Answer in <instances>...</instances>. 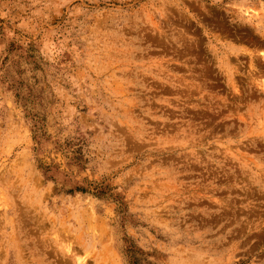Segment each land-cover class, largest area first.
<instances>
[{"label":"rangeland","instance_id":"obj_1","mask_svg":"<svg viewBox=\"0 0 264 264\" xmlns=\"http://www.w3.org/2000/svg\"><path fill=\"white\" fill-rule=\"evenodd\" d=\"M0 264H264V0H0Z\"/></svg>","mask_w":264,"mask_h":264}]
</instances>
